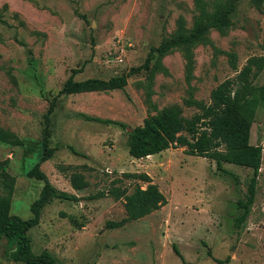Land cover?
Listing matches in <instances>:
<instances>
[{
	"label": "rangeland",
	"instance_id": "rangeland-1",
	"mask_svg": "<svg viewBox=\"0 0 264 264\" xmlns=\"http://www.w3.org/2000/svg\"><path fill=\"white\" fill-rule=\"evenodd\" d=\"M203 1L213 12L216 0ZM198 14L196 0H0V129L24 142H0V195L6 194L7 172L14 178L10 213L31 218V205L45 184L28 176L38 164L56 188L81 197L55 198L43 207L39 225L29 231L35 253L48 250L57 264H218L214 257L229 260L225 264H264V94L250 139L263 146V163L243 223L237 221L242 211L236 202L247 197L251 168L226 163L233 175L224 174L214 160L188 154L186 146L141 159L129 152L128 133L149 115L178 105L191 117L198 109L186 100L210 103L212 90L237 74L230 52L237 54L239 69L250 57L264 56V7L239 0L229 33L212 29V44L194 48L190 78L181 49L158 61L155 48L175 34L179 19L192 29ZM148 57L150 68L130 74ZM72 74L76 81L129 77L124 89L62 94ZM255 83L264 85V69ZM53 101L49 147L54 154L44 160L45 116ZM127 172L149 174L168 203L109 228V222L127 216L126 199L88 196L108 191L114 180L129 194L137 184L147 187L141 179L124 177ZM74 173L84 176L86 187L72 185ZM14 248L1 240L0 264H25L13 261Z\"/></svg>",
	"mask_w": 264,
	"mask_h": 264
},
{
	"label": "trees",
	"instance_id": "trees-1",
	"mask_svg": "<svg viewBox=\"0 0 264 264\" xmlns=\"http://www.w3.org/2000/svg\"><path fill=\"white\" fill-rule=\"evenodd\" d=\"M238 1L216 0L213 12H211L203 0H196L199 14L195 19L193 28H187L185 19L181 17L175 34L155 48L159 53L158 61L171 50L181 49L187 59V76L190 78L195 61L194 48L200 44H212V39L209 36L212 29H216L221 35L229 33L234 26L231 14ZM249 1L256 9L262 10L264 7V0ZM229 55L232 67L237 74L224 80L212 90L210 103L195 99L186 100L188 107L198 109V112L191 117L185 116L183 108L178 105L168 106L154 115H149L144 120L143 125L133 128L128 133V145L130 155L136 159L161 153L171 147L186 146L188 154L214 160L217 169L224 174L233 175V172L225 167L226 163L251 168L253 176L248 185L247 197L236 202L237 207L242 211L241 215L237 217V221L243 223L250 215L251 207L255 201L258 178L263 163V146L252 144L250 139L252 125L256 121L257 112L262 103L261 95L264 94V85L258 86L255 83V79L264 69V56L250 57L247 63L239 69L236 62L237 54L230 52ZM143 68H150L149 57L144 65L131 69L130 74L137 73ZM128 77V74H124L106 80L89 78L76 81L74 74H72L65 82L61 93L74 94L124 89L128 83ZM55 108L56 102L53 101L45 116L44 160L49 159L54 154V149L49 147V137L51 134V114ZM87 119L107 124L125 125L117 120L100 117L87 116ZM0 142L12 146L24 144L17 134L8 129H0ZM73 151L80 154L75 149ZM123 175L127 178L141 179L148 185L143 188L137 184L133 193L129 194V188L115 186L118 180H114L113 186L108 191L103 190L88 196L89 199L106 195H111L117 199L122 197L126 199L127 216L120 221L109 222V228L120 227L127 222L138 220L168 203L166 195L157 184L153 183L152 177L146 172H127ZM3 176L2 182L6 194L0 195V242L5 237L8 242L14 245L11 258L15 262L57 264V258L48 250H44L40 254L34 252L29 231L39 225L43 207L53 199L79 201L81 197L56 188L37 164L28 172V176L43 180L45 184L40 197L31 205L33 216L29 219H23L10 213L14 178L7 172H4ZM71 181L77 190L87 186L84 176L79 173H74ZM173 250L186 263L185 257L176 243L173 244ZM208 255L213 257L211 250H208ZM214 260L218 264L229 262L227 259L216 257Z\"/></svg>",
	"mask_w": 264,
	"mask_h": 264
},
{
	"label": "water",
	"instance_id": "water-1",
	"mask_svg": "<svg viewBox=\"0 0 264 264\" xmlns=\"http://www.w3.org/2000/svg\"><path fill=\"white\" fill-rule=\"evenodd\" d=\"M129 130H131V128H129ZM132 131V130H131Z\"/></svg>",
	"mask_w": 264,
	"mask_h": 264
}]
</instances>
